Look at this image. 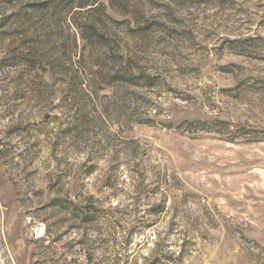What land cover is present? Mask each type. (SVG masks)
Masks as SVG:
<instances>
[{"label": "rangeland", "instance_id": "374dc122", "mask_svg": "<svg viewBox=\"0 0 264 264\" xmlns=\"http://www.w3.org/2000/svg\"><path fill=\"white\" fill-rule=\"evenodd\" d=\"M0 264H264V0H0Z\"/></svg>", "mask_w": 264, "mask_h": 264}]
</instances>
